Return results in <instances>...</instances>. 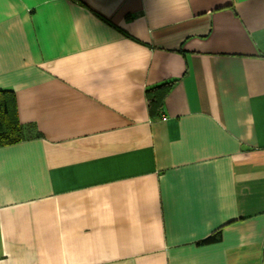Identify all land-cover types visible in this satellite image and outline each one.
Returning <instances> with one entry per match:
<instances>
[{
  "label": "crops",
  "instance_id": "1",
  "mask_svg": "<svg viewBox=\"0 0 264 264\" xmlns=\"http://www.w3.org/2000/svg\"><path fill=\"white\" fill-rule=\"evenodd\" d=\"M0 89V264H264V0H0Z\"/></svg>",
  "mask_w": 264,
  "mask_h": 264
},
{
  "label": "trees",
  "instance_id": "2",
  "mask_svg": "<svg viewBox=\"0 0 264 264\" xmlns=\"http://www.w3.org/2000/svg\"><path fill=\"white\" fill-rule=\"evenodd\" d=\"M172 81L151 87L147 91L150 114L153 117L161 114L165 98L168 95ZM36 132V133H35ZM38 135L33 125L22 124L17 110L14 91L0 89V148L19 144ZM220 234H214L200 244H211L219 241Z\"/></svg>",
  "mask_w": 264,
  "mask_h": 264
}]
</instances>
